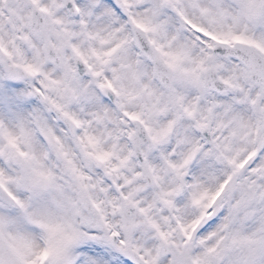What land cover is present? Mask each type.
<instances>
[{"label": "snow or ice", "instance_id": "1", "mask_svg": "<svg viewBox=\"0 0 264 264\" xmlns=\"http://www.w3.org/2000/svg\"><path fill=\"white\" fill-rule=\"evenodd\" d=\"M0 264H264V0H0Z\"/></svg>", "mask_w": 264, "mask_h": 264}]
</instances>
